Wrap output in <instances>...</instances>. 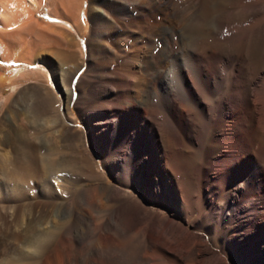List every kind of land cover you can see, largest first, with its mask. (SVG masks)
Masks as SVG:
<instances>
[{"label":"rangeland","instance_id":"rangeland-1","mask_svg":"<svg viewBox=\"0 0 264 264\" xmlns=\"http://www.w3.org/2000/svg\"><path fill=\"white\" fill-rule=\"evenodd\" d=\"M72 1L79 8L76 20L82 38L81 48L73 44L70 49L80 53L78 62L83 65L71 80L75 94L73 115L68 119L58 96L65 88L63 46L55 40L65 44L69 36L64 25L58 24L57 0H47L35 16L48 41L39 50H44L42 55L36 53L46 65L40 71L27 62L25 51L10 48L12 40L6 32L12 30L0 22V264H42L33 258L20 259L25 244L14 233L34 219L41 221L43 230L65 227L70 218L75 229L71 235L63 234L59 244V254L70 264L119 263L116 260L126 264H264V0H209L211 4L207 0L208 5L202 0L198 9L192 0H173L170 13L151 14L128 27L130 52L141 54L146 62L163 48L162 26H170L174 35L172 60L156 80L151 101L157 102L165 88L175 97L179 68L191 70L195 53L206 87L199 88L189 70L187 102L180 106L175 98L172 128L154 122L153 115L142 120L127 117L116 136L95 126L92 139L85 121L88 89L82 79L98 42L93 36L91 0ZM22 73L27 76L18 80L14 90V75ZM200 109L204 120L213 121L212 126L199 123ZM54 121L72 123L89 137L80 139L72 133L66 145V130H54ZM136 124L141 128L136 129ZM30 143L35 146L38 167H43L45 155L56 159L61 152L77 159L76 170L63 174V181L50 179L51 189L41 175L20 181L16 171L33 159ZM68 202L74 204L67 205L69 209ZM73 210L86 219L77 221ZM101 221L108 235L104 242L93 229ZM133 228L139 235L130 237L132 241L127 234ZM116 233L127 237L119 242ZM125 239L122 251L119 247ZM130 241L137 242L130 247ZM146 243L161 249L159 259L143 254ZM49 258L56 264L53 256Z\"/></svg>","mask_w":264,"mask_h":264},{"label":"bare ground","instance_id":"bare-ground-1","mask_svg":"<svg viewBox=\"0 0 264 264\" xmlns=\"http://www.w3.org/2000/svg\"><path fill=\"white\" fill-rule=\"evenodd\" d=\"M46 1L47 0H0V4L3 6L1 8L2 11L0 12V22L5 24V25H2L3 27L6 26L8 27V30L9 28H11L10 30H12L10 32L6 29V27L4 29L8 31V33L6 32V34L12 40V42L10 41V43L12 44H9L10 48L14 47L16 52L18 50L25 51L26 54L29 55V57H27L28 58L27 62H29L30 64H35L38 67L39 71L43 68L45 69L46 65L44 64L43 58L40 57L39 55L37 56V54L40 48L47 46L48 41L45 39V35L41 27L42 24H40V21H38V19H36L35 16H36L37 11L41 7L44 6V3ZM67 1L68 0H57L59 7H60V15H61L57 17V21L59 22L58 24L62 23L64 25L63 27H65V29L67 30V35L69 36V39L66 40L65 37H68V36H65L62 39V40H66L65 44L59 40H55V44L61 47L63 46L62 51L61 50L60 51L62 55L63 64L65 67H61L62 69L64 68L63 69L64 75L62 73L61 74L63 75L62 83H64L65 88H64V91H61L58 96H59L60 107L63 108L65 112V117L68 119V116H70V114L73 113L71 109V103L72 101H74V94H75L74 89L71 84V80L73 79L75 73L79 71V69L82 67L83 63L82 61L78 62L80 53H76L75 51L70 49V47L73 44H76L73 46L79 47V42L82 38V31L79 28L80 24L76 20L77 18H79L76 16L77 9L79 10V8H78V5L75 4L77 3V1L76 2L72 0H69V2ZM192 2H193V5L196 6L194 7L196 9H198V5L201 7V4H200L201 2L202 4H204L202 0H192ZM208 2L206 0L205 5H208ZM172 4H173V0H91L90 10L92 12V17L94 21L93 36H94L96 43L98 42L97 43L98 45L95 51L90 54L88 70L82 79V82L86 84L87 89H88L87 92L84 94H86V96L89 99V107H88V110L86 111L87 118L85 116L84 117L86 119L85 120L86 123L88 124V129L91 132V139L93 137L92 132L95 126L106 131L111 136H116L119 133V130L122 128V126H125L124 125L125 123L123 122L126 121L127 117L129 118L134 117V118H138L142 120L143 116L153 115L154 120L153 119L152 120L164 127L169 128V126L171 127L172 125H175V122L173 120L174 119L173 113H172L173 107H174V100L176 98L180 106L182 105L184 106L187 102V85H186L187 73H190V72L192 73V77L197 83L198 87L203 90V87L206 84L203 85L205 82L203 83V74H202L203 72H202L201 61L199 60V55L196 53L195 54L193 53L195 56L194 57L195 62L191 64L192 67H191V70L189 69L190 72L187 69L179 68V72L177 74L179 84H178V89L175 94V97L172 94V92L169 90V88H165V90L162 93V96H160L157 102L151 101L149 94L151 90L155 89V85L157 84L156 80L160 79L162 75V70L167 69V66L170 65L169 62H171L172 57H173L174 35L172 34V30L170 26H168L167 24L162 26L163 32L161 33L162 34L161 39H162V42H164V44H163V48L161 49V51L159 52L157 56L154 54H151L149 57H147L148 60L146 62L141 59L142 58L141 54H140V57H141L140 58L137 53L130 52L132 47L128 48V43L130 39H128L129 37L126 36L127 30H128L127 28L128 27L131 28V25L133 24L134 25L139 24L142 20L149 17V15L151 14H159V13H166V12L170 13L169 10H171ZM209 4L211 3L209 2ZM182 7L184 9L185 6H182ZM182 7L180 6L179 8H182ZM189 10H185V12L186 11L188 12ZM214 10L215 9L213 8V12ZM191 11L193 12V9ZM191 11L189 12L191 13ZM80 15L81 14H79V16ZM57 21H55L56 24H57ZM6 40L7 42H9L8 39ZM5 46L3 45V47ZM79 48H81V46ZM42 51L44 52V50ZM42 51H40L39 54H41ZM34 54H36L37 57H34ZM6 56L7 55H5V57ZM19 72H22V71H19ZM14 76H15L14 78L11 77L13 78L11 87L15 90L17 85H19L18 80L25 78L27 75L22 73L17 76L15 74ZM165 85L167 84L165 83ZM138 89L141 90V91L139 90L140 93L137 92ZM119 95H121V98L118 97ZM82 97L80 98V100H78L79 103L81 102ZM123 112L125 114H123ZM204 114L205 113H203V110L200 109L198 117H197L199 123L202 125V127H205L206 125L212 126L213 121L204 120L206 116V115L204 116ZM68 121L66 120V122ZM36 123L38 124V120H36ZM71 124L67 125L65 122L61 123L60 121H54V126H53L54 130L59 131L60 128H64V130H66V135L63 138L66 145L70 144L71 142L70 134L72 133L77 135L80 139H84L86 138V136L87 138L89 137L87 132H83ZM135 127L136 129L141 128L137 124L135 125ZM84 143H85V140H84ZM29 148H30L29 152L32 155L33 159L27 163L26 162L22 163L19 170L16 171V173L20 177L19 180L22 182L27 181L30 177H33L35 175H39V176L41 175L45 179L44 181H46L45 183H46L47 189H51L50 179H53V181L55 180L56 182L59 180L63 181L64 180L63 174L66 175V172H74L77 168V165H76L77 159L75 160V157L72 156L71 153L66 154V153H61V152H59L60 154H58L59 156L56 159L52 158L50 156V153L49 155H45L43 158V163H44L43 167L40 168L38 167L37 162H36L35 146H33V144L30 143ZM54 149L55 148H53V150ZM56 149L58 151V148ZM57 151H55V153ZM79 175H81V173ZM77 180H79V178H77ZM71 181L73 180L71 179ZM67 185H71V184L67 183ZM72 185L74 187L75 184L72 183ZM61 187L63 188V185ZM22 188H23V185H22ZM65 188L68 189L69 187H65ZM91 202L93 201L91 200ZM99 202H101V200ZM67 205L72 207L74 204L72 202H68L66 203V206ZM73 212L75 214V218L77 221L81 219H86L85 214L81 212H77L75 210H73ZM71 219L72 218H70V220ZM37 222L38 221H36V219L31 220L30 222L28 221V224L26 223L27 225L25 228L23 227L24 225L21 224L22 225L21 230L18 233H14L15 234L14 238L18 240L19 239L23 240L25 244L24 248L21 247L24 250L21 252V255L19 256L20 259L24 260V259L33 258L36 260H40L42 264H53L49 260L50 259L49 256H53L54 257L53 259L55 260L56 264H70L69 262H65V260L59 254V244L63 237V234L65 235L72 234L73 230L75 229V228L73 229L74 227L73 223L71 222L69 224V222L66 221L68 222L67 223L68 225H66L65 227L63 225H61V227L53 226L54 228L52 229L44 227V229L42 230L39 228L42 225L40 224L41 221H39L40 223H37ZM101 223L103 224V222L101 221L96 227L94 226L93 229L96 230L99 236L96 238L104 242L105 237L108 235L107 233H105V231H102ZM130 231L131 232L127 234L129 238L138 237L139 235L138 229L133 228L132 230L130 229ZM108 232H110V229ZM124 234L116 233V237L119 242L124 238V236L127 237V235L126 234L124 235ZM94 239H95V236H94ZM129 240H132V239L130 238ZM126 242L127 240L125 239V242L124 241L122 242L123 247L122 246L119 247V248H122L121 249L122 251L125 249L124 243ZM135 242L131 244V241H130V244H131L130 247L133 244H135ZM138 246L139 245H137V247ZM127 247H126V250H127ZM132 249L133 250H131L130 248L131 252L134 251V248ZM135 250H137V248ZM160 250L157 247L154 248L150 244L146 243L143 248V254L155 259L156 256L158 257V255H160ZM120 251H117V252L119 253ZM129 253L130 252H128V254ZM121 254L122 252L120 253V256ZM120 256L119 258H121ZM160 256L158 257V259L160 258ZM108 260L110 261V259ZM167 260L169 261V259ZM120 261L123 264L125 263L124 260H120ZM120 261L116 260V262H119V263H116L115 261L113 262L116 264H120Z\"/></svg>","mask_w":264,"mask_h":264}]
</instances>
